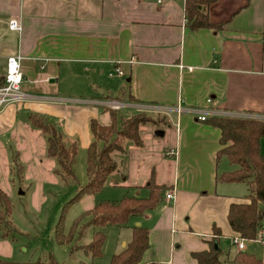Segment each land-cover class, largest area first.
<instances>
[{"label": "crops", "instance_id": "0c3cea01", "mask_svg": "<svg viewBox=\"0 0 264 264\" xmlns=\"http://www.w3.org/2000/svg\"><path fill=\"white\" fill-rule=\"evenodd\" d=\"M208 16L221 29L190 30L184 0H0V86L10 56L21 57L23 76L21 98L0 108V149L15 153L6 161L10 174L19 152L45 144L30 116L86 149L90 120L107 125L111 111L119 127L138 113L162 119L155 124L166 132L143 136L142 125L140 147L125 140L112 153L113 183L120 176L140 196L153 174L174 194L132 220L149 230L140 264H196L191 253L208 249L212 226L233 239L228 207L247 202L244 184L215 181L224 172L216 162L220 131L208 120H264V0H212Z\"/></svg>", "mask_w": 264, "mask_h": 264}, {"label": "trees", "instance_id": "16d2710c", "mask_svg": "<svg viewBox=\"0 0 264 264\" xmlns=\"http://www.w3.org/2000/svg\"><path fill=\"white\" fill-rule=\"evenodd\" d=\"M211 2L212 0H184L186 24L190 30L217 31L221 29V26L214 25L209 20L208 8ZM110 113L112 118L108 125H101L94 119L89 122L92 141L85 154L87 183L84 186H78L75 196L64 206L60 219L54 227V239L59 245L72 244L81 239L87 227L130 228L129 241L120 252L112 255L109 264H140L144 252L149 247V230L141 225H130V221L154 210L162 202L164 193L168 189L163 185L155 184L153 174L144 186L147 190L146 197L132 195L124 196L117 201L97 202L84 214L74 219L69 230L65 229L66 210L84 196L99 193L107 178L115 172L116 162L112 153L121 152L125 140L132 141L140 147L142 145L140 127L146 124L156 125V122L162 120L159 117L138 113L124 120L119 127L115 112ZM29 123L33 128L40 130L44 136L46 155L57 162L54 173L61 176L64 181L74 179L72 164L77 152L76 143L65 142L62 133L43 117L30 116ZM208 123L220 131L216 162L224 158L229 165L233 166L232 170L218 173L215 176L216 183H241L248 190L247 202L231 203L228 207L226 218L234 233L233 239L237 238L243 242L256 241L259 236L262 238L264 221V156L261 154L260 145L264 138V120L213 116ZM9 222L11 223L9 199L0 189V230L2 225H9ZM211 230L212 239L207 242L208 249L191 253L196 264H264V260L246 253L243 249H237L232 256L226 254L219 247V240L222 237L221 229L214 225ZM0 232L2 239H7L11 235ZM74 233H76L75 237ZM104 241V233L96 231L89 244L83 246L73 244L70 251L81 249L91 259H97L101 256ZM92 261L59 263L51 257L44 264H93ZM0 264L13 263L0 260Z\"/></svg>", "mask_w": 264, "mask_h": 264}, {"label": "rangeland", "instance_id": "374dc122", "mask_svg": "<svg viewBox=\"0 0 264 264\" xmlns=\"http://www.w3.org/2000/svg\"><path fill=\"white\" fill-rule=\"evenodd\" d=\"M119 123H121V120H119ZM164 132L166 131L162 129V126L157 125L146 124L142 128L143 136L153 133L157 137L158 133ZM165 140V138H161L158 142L163 143ZM71 141L76 143L74 139ZM76 145L77 152L72 164L74 179L66 181L54 173V170L57 169V162L45 156L44 143L38 146L37 149L28 152L27 155L19 152L17 160H14L12 167H10L13 169L11 174L6 161L8 159L11 161L15 153L13 151L8 155L6 150L0 149V188L7 194L9 199L11 221V223L9 222L10 226L8 224L1 226L2 230L0 231L3 234L10 233L11 235L7 239L0 237V260H6L13 264H44L52 257L53 260L59 263H89L94 260L92 261L93 264H109L112 255L120 252L125 247L126 244L123 247L121 246V237L129 238V231L124 228L119 230L112 226L103 228L87 227L81 239L72 244L59 245L55 242L54 227L60 219L64 206L75 196L77 187L84 186L87 183L85 171L86 148H82L79 143H76ZM14 147L13 143V150ZM151 152L153 151L151 150ZM262 155L264 156V143ZM18 164L22 167L21 170ZM218 168L219 172L229 171L233 169V166L229 165L223 158ZM112 176L107 178L99 193L84 196L66 210V231L69 230L74 219L88 211L95 203L117 201L124 196L134 195L136 192L134 188H129L126 184H120V176H118L117 182L113 183ZM239 188L245 190L243 187H237L234 190L241 191ZM138 190L140 191V197L147 196L144 185L140 186ZM167 192L169 191L165 193ZM162 203H164V200H162ZM130 225H132V221H130ZM96 231H101L105 235L99 258L91 259L81 249L70 251L73 244L75 246L89 244L93 233ZM262 231H264V221ZM262 235V238L259 236L256 241H244L245 250L243 249V251L264 260L263 232ZM73 236L75 237L76 233ZM219 247L230 256L237 249L232 240L230 241L228 238H220Z\"/></svg>", "mask_w": 264, "mask_h": 264}, {"label": "built area", "instance_id": "2783aa9c", "mask_svg": "<svg viewBox=\"0 0 264 264\" xmlns=\"http://www.w3.org/2000/svg\"><path fill=\"white\" fill-rule=\"evenodd\" d=\"M8 28L12 31H19L20 26L18 25L16 20H10L8 24ZM20 56H10L6 59V67H5V75L3 85L0 86V108L5 104L11 103L21 98V84L23 82V76L20 70ZM115 73L118 75H122V72L119 69H115ZM210 102V100H208ZM113 107H117L115 103H112ZM198 121H205L206 117L198 116ZM175 151L169 150V156H173ZM164 198L168 201L174 200L173 192L169 191L164 194ZM232 242L235 244L237 249H244V242L237 238H234Z\"/></svg>", "mask_w": 264, "mask_h": 264}, {"label": "water", "instance_id": "95a60500", "mask_svg": "<svg viewBox=\"0 0 264 264\" xmlns=\"http://www.w3.org/2000/svg\"><path fill=\"white\" fill-rule=\"evenodd\" d=\"M136 226H139L138 224H136Z\"/></svg>", "mask_w": 264, "mask_h": 264}]
</instances>
